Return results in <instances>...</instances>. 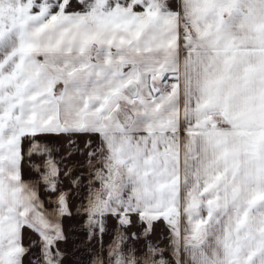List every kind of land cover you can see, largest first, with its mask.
<instances>
[{
    "label": "snow or ice",
    "instance_id": "6c2138e0",
    "mask_svg": "<svg viewBox=\"0 0 264 264\" xmlns=\"http://www.w3.org/2000/svg\"><path fill=\"white\" fill-rule=\"evenodd\" d=\"M77 134L93 264H169L133 216L174 264H264V0H0V264H61L73 169L44 137Z\"/></svg>",
    "mask_w": 264,
    "mask_h": 264
},
{
    "label": "crops",
    "instance_id": "0c3cea01",
    "mask_svg": "<svg viewBox=\"0 0 264 264\" xmlns=\"http://www.w3.org/2000/svg\"><path fill=\"white\" fill-rule=\"evenodd\" d=\"M178 0H170V4L175 9ZM75 7V3H74ZM52 142L53 145L58 149L55 153L57 159L61 160L64 171L72 168L71 175L67 178H63L62 183L59 187L65 191H71L69 196V208L71 215L63 218V229L67 236V241L61 243L58 247L63 253V259L61 264H93L96 253L101 249V242L98 236H93L91 239L88 235V228L85 225L86 216L83 213L78 214V208L81 204V196L87 191V158L88 148L86 147L87 141L91 140L93 146L97 144V137L95 135L88 134H77L71 137L68 136H48L44 137ZM69 139L76 142L71 148L68 146ZM78 149V150H77ZM73 152L74 154L69 156L68 153ZM36 163H39L38 157H33ZM22 169L25 172H29V175L35 176L36 174L32 170L30 162L26 159L22 165ZM64 171L61 172V177H64ZM72 177H80V184L72 188ZM43 191V187H41ZM46 199V198H45ZM46 206L47 203H46ZM133 223L131 226L126 228V232L129 236L127 244L133 247L138 252H142L145 245L149 242L158 246L159 249L163 250V258L174 264L177 259L170 251V230L164 220L155 222L152 226L151 234L145 238L141 235L143 232V226L139 224L138 218L132 217ZM116 227V220L112 217L108 218L107 232L103 236V245L107 248L109 241L112 239V231ZM132 233H136L137 238L131 237ZM28 229L25 232V244H28ZM38 251V250H37ZM25 264H28L27 260Z\"/></svg>",
    "mask_w": 264,
    "mask_h": 264
},
{
    "label": "rangeland",
    "instance_id": "374dc122",
    "mask_svg": "<svg viewBox=\"0 0 264 264\" xmlns=\"http://www.w3.org/2000/svg\"><path fill=\"white\" fill-rule=\"evenodd\" d=\"M23 167V166H22ZM22 174H23V178L26 179V180H33L35 179V176H32V175H29L30 173L28 172H25L23 169H22ZM47 207V206H46ZM27 229H25V232H26ZM31 237V239L33 240H36L38 239V237L31 232V230H28V235H27V238ZM26 240V239H25ZM28 243V242H27ZM27 246V244H26Z\"/></svg>",
    "mask_w": 264,
    "mask_h": 264
}]
</instances>
